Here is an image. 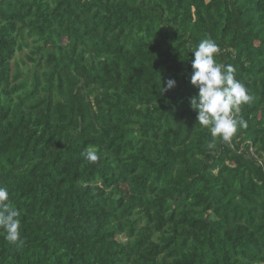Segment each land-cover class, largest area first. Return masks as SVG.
<instances>
[{
  "label": "trees",
  "instance_id": "1",
  "mask_svg": "<svg viewBox=\"0 0 264 264\" xmlns=\"http://www.w3.org/2000/svg\"><path fill=\"white\" fill-rule=\"evenodd\" d=\"M204 39L252 96L227 143L190 105ZM0 187V264H264V0H0Z\"/></svg>",
  "mask_w": 264,
  "mask_h": 264
},
{
  "label": "clouds",
  "instance_id": "2",
  "mask_svg": "<svg viewBox=\"0 0 264 264\" xmlns=\"http://www.w3.org/2000/svg\"><path fill=\"white\" fill-rule=\"evenodd\" d=\"M219 46L211 39L202 40L193 50L190 83L198 91L190 99V105L197 112L196 123L207 128L213 139L231 141L239 127H246L244 120H236L233 111L252 100L245 86L234 75L231 65H221L215 56ZM175 80H168L161 92L175 87ZM86 161L95 163L99 157L95 150L88 149L83 154ZM7 188L0 187V228L10 244L20 239L21 222L19 213L10 207Z\"/></svg>",
  "mask_w": 264,
  "mask_h": 264
}]
</instances>
